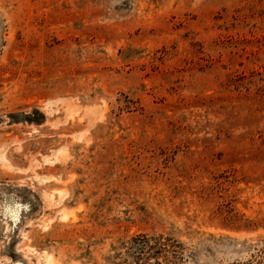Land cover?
Segmentation results:
<instances>
[{
    "label": "rangeland",
    "instance_id": "1",
    "mask_svg": "<svg viewBox=\"0 0 264 264\" xmlns=\"http://www.w3.org/2000/svg\"><path fill=\"white\" fill-rule=\"evenodd\" d=\"M47 256L264 264V0H0V264Z\"/></svg>",
    "mask_w": 264,
    "mask_h": 264
},
{
    "label": "trees",
    "instance_id": "2",
    "mask_svg": "<svg viewBox=\"0 0 264 264\" xmlns=\"http://www.w3.org/2000/svg\"><path fill=\"white\" fill-rule=\"evenodd\" d=\"M133 243L138 246L140 252L143 254L146 253V256L152 255L153 258H157L155 252L151 253L152 249H161L165 246H173L176 243L175 240L167 237H162L161 235L158 236H146L140 235L133 239ZM156 255V256H155Z\"/></svg>",
    "mask_w": 264,
    "mask_h": 264
},
{
    "label": "bare ground",
    "instance_id": "3",
    "mask_svg": "<svg viewBox=\"0 0 264 264\" xmlns=\"http://www.w3.org/2000/svg\"><path fill=\"white\" fill-rule=\"evenodd\" d=\"M44 264H55V262L53 261L52 258H48V256H47Z\"/></svg>",
    "mask_w": 264,
    "mask_h": 264
}]
</instances>
